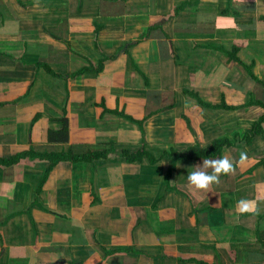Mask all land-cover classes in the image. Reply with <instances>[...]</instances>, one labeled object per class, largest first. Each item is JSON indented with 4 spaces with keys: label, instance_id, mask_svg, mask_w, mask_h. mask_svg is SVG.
Instances as JSON below:
<instances>
[{
    "label": "crops",
    "instance_id": "1",
    "mask_svg": "<svg viewBox=\"0 0 264 264\" xmlns=\"http://www.w3.org/2000/svg\"><path fill=\"white\" fill-rule=\"evenodd\" d=\"M262 117L264 0H0V264H264ZM221 138L248 160L197 190Z\"/></svg>",
    "mask_w": 264,
    "mask_h": 264
},
{
    "label": "trees",
    "instance_id": "2",
    "mask_svg": "<svg viewBox=\"0 0 264 264\" xmlns=\"http://www.w3.org/2000/svg\"><path fill=\"white\" fill-rule=\"evenodd\" d=\"M236 61H238L239 63H243L242 60L240 58H235ZM105 66V63L103 62L100 66L99 69H103ZM250 66H247V68ZM190 93L194 96L200 97L198 92L195 91H190ZM202 100V98H201ZM203 101V100H202ZM253 101V100H251ZM257 103V100H255ZM134 120H136L133 117ZM62 123H63V127L60 129H49L48 130V139L49 140H53V141H66V139H68V123L65 117L62 118ZM142 123V122H140ZM262 123H264V117H262L260 119L259 122H257L255 124V130L261 131L262 130ZM231 142L229 139L227 138H221L219 140H216L215 142H213L211 145L203 147L201 145H196V146H192L190 147L183 155H180L177 157V161L181 160V159H189V158H193V157H213V156H218L220 155V153H222L223 148H225L226 146H230ZM144 149L141 150H137V151H126L125 156L128 158V160L130 161H135L138 159H143L144 157ZM29 152L27 151H22L19 153H16L6 159L0 157V164L4 163V164H10V163H15L17 161H20L23 157L27 156ZM38 153L36 152H31L30 155L34 156ZM42 157H44V154L41 155ZM100 153L97 152H89L87 154L84 155H77V154H73V152L69 151V153H55L52 155H49V157L51 158V160L53 161L54 165L56 162H58L60 159H70L72 161H79V160H90L92 158H96V157H100ZM175 160V161H176ZM176 167V165H174V167L172 168V170H174Z\"/></svg>",
    "mask_w": 264,
    "mask_h": 264
},
{
    "label": "clouds",
    "instance_id": "3",
    "mask_svg": "<svg viewBox=\"0 0 264 264\" xmlns=\"http://www.w3.org/2000/svg\"><path fill=\"white\" fill-rule=\"evenodd\" d=\"M248 160L246 151H242L239 160L234 159L227 153L220 158L203 160L202 165H197L196 169L189 172L187 180L191 186L197 190H208L213 184H219L222 175L234 173L237 164L243 165ZM211 169V171H208ZM237 211L241 215L252 213L259 214L258 200L241 198L237 201Z\"/></svg>",
    "mask_w": 264,
    "mask_h": 264
}]
</instances>
